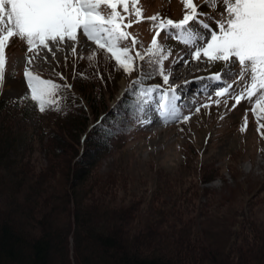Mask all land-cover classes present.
<instances>
[{"label":"trees","instance_id":"obj_1","mask_svg":"<svg viewBox=\"0 0 264 264\" xmlns=\"http://www.w3.org/2000/svg\"><path fill=\"white\" fill-rule=\"evenodd\" d=\"M146 68L150 79L138 76L114 108L95 72L74 71L72 90L44 112L29 98H0V264H264L257 195L195 203L194 179L144 194L125 170L100 172L129 130L122 118L137 124L139 94L160 76L144 61L135 69Z\"/></svg>","mask_w":264,"mask_h":264},{"label":"rangeland","instance_id":"obj_2","mask_svg":"<svg viewBox=\"0 0 264 264\" xmlns=\"http://www.w3.org/2000/svg\"><path fill=\"white\" fill-rule=\"evenodd\" d=\"M193 2L198 10L208 5V0ZM128 3L130 12L134 13L135 7H140L144 17L158 15L165 21L171 19L179 22L186 13L182 0H139L138 5H133L132 0H128ZM104 11L107 12V9ZM117 11L123 14L121 5H118ZM209 12L215 15L218 13V7L209 8ZM128 19L135 17L132 15ZM215 19L219 21L223 17L215 15ZM124 23L126 24L127 20ZM125 30L130 33V38L122 41L120 46L130 49L129 54L134 57L135 69L141 61L135 57V53L139 50L143 55L151 48L152 39L158 29L154 27V22L144 19ZM199 30L203 31L202 28ZM172 31V38L167 34V30H160L157 37L158 43L171 52L163 62L165 74L171 73L169 83L164 84L163 77H158L150 88H157L158 91L149 94L146 100H142V97L138 99L144 113L148 110L149 114H144L136 125L131 126L129 120L122 118L121 125H125L129 130L121 136V146L109 151L99 169L100 172L112 168L125 170L126 181L135 182V189L131 188L132 185L129 189L144 194L162 186L163 183L171 187L176 179L182 184L194 179L201 191L195 203L232 204L243 200L248 202L254 195L264 201V128H260V124L264 123V114H261V119L257 121L253 112L256 98L253 97L252 101L242 100L236 105L235 100L228 96H215L214 89L219 90L223 86L216 82L213 91L197 92L198 85L204 79L210 80L212 74L217 72L212 70L200 74L201 69H211L215 62H208L203 55L200 61L193 59L192 49L176 38L175 30ZM132 37L138 41L134 46L131 43ZM16 39L12 38L5 50L6 64L3 84L0 86V98L6 96L13 100L31 99V89L25 76V71L29 68L34 75L51 80L59 86L54 97L56 101L64 97L66 84L67 88L72 90L70 79L74 71L82 74L95 72L100 79L103 78L101 81L106 87L109 86L108 93H114L113 98L109 100V104L114 108L138 76L147 77L141 70L125 71L110 53L100 52L92 42H89L90 47L87 50L77 46L75 55L67 50V45L64 46V51L54 49L55 59L52 53L43 50L40 56H47V63L36 59L29 66L27 59L30 54L27 52V44L25 41H19L13 48L12 44ZM93 53L94 59L90 60L89 56ZM233 67H236L237 71L240 70L238 66ZM144 71H147V68ZM180 71L184 72V76L178 74ZM223 71L228 73L229 69ZM248 81L249 77L245 76L244 80L237 77L235 83L231 79L227 82L233 83V89L239 91ZM186 83L187 86H184ZM169 85L176 87L177 95L180 96L177 106L181 116L165 120L160 115L158 102L160 97L168 92ZM139 95L142 96V90ZM46 108L47 106L44 111ZM197 108L199 112H196ZM185 116L190 117L186 122L183 119ZM24 118L26 117L23 115L17 117L18 120ZM36 120L33 115L24 119L32 125ZM137 185L143 187L138 188ZM119 197H122L121 193ZM226 207L227 205L224 206ZM261 208L264 211V205Z\"/></svg>","mask_w":264,"mask_h":264},{"label":"snow or ice","instance_id":"obj_3","mask_svg":"<svg viewBox=\"0 0 264 264\" xmlns=\"http://www.w3.org/2000/svg\"><path fill=\"white\" fill-rule=\"evenodd\" d=\"M132 2L138 5L139 0ZM182 3L186 13L182 20L174 22L171 19L165 21L158 15L144 17L140 7H135L134 13L130 12L128 0H0V86L5 72V50L14 37L17 39L12 44L13 48L19 41L26 42L30 54L27 59L29 66L36 59L47 63V56H40L43 50L52 53L55 59L54 49L64 51L67 45V50L75 55L77 46L87 50L89 42H92L100 52L110 53L119 67L131 72L135 70L134 57L129 54L128 47L122 48L120 45L130 38L126 28L147 19L154 22L158 30L148 49V59L145 60V56L139 52L135 53V57L152 66L163 77L164 84L169 83L171 73L165 74L163 62L171 52L158 43L157 37L160 30H167L172 38V30H175L176 38L192 49L193 59L200 61L203 55L210 63L220 62L217 72L210 77L211 81L223 85L219 90L214 89L215 96H228L235 100L236 105L245 99L252 101L255 97L253 112L259 121L261 114H264V0H208V5L199 10L193 0H182ZM118 5L122 6L123 14L117 11ZM211 7H218L215 15L223 19L216 21L215 15L209 12ZM132 15L135 19H128ZM201 28L203 31L199 30ZM131 43L134 46L138 41L132 37ZM94 56V53L91 54L89 59H94ZM225 65L229 67L228 73L223 71ZM233 66H238L240 70ZM141 71L147 77L152 75L144 69ZM25 76L31 89V100L39 104L41 111L46 106L57 105L54 99L59 90L57 84L34 75L30 68L25 71ZM245 76L249 77V81L235 91L233 83L236 78L244 80ZM229 79L233 83L227 82ZM156 91L157 88L144 90L142 97ZM179 100L176 87L169 85L168 92L158 102L160 115L165 120L181 116L177 106ZM196 112H199V108ZM183 119L186 122L190 117ZM260 128H264V123L260 124Z\"/></svg>","mask_w":264,"mask_h":264},{"label":"bare ground","instance_id":"obj_4","mask_svg":"<svg viewBox=\"0 0 264 264\" xmlns=\"http://www.w3.org/2000/svg\"><path fill=\"white\" fill-rule=\"evenodd\" d=\"M220 67V62H215L214 64H213V66L211 67V69H201V71H200V74H205V73H208V71H212V70H218V68ZM227 69H229V67H228V65H225L224 66V70H227ZM181 77L182 76H184V72L183 71H180L179 73H178ZM192 76V75H191ZM187 84L188 83H186V84H184V86H187ZM183 85V84H182Z\"/></svg>","mask_w":264,"mask_h":264}]
</instances>
